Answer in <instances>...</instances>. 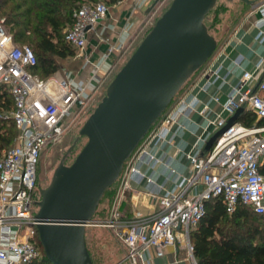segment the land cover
I'll return each instance as SVG.
<instances>
[{"label": "built area", "instance_id": "2783aa9c", "mask_svg": "<svg viewBox=\"0 0 264 264\" xmlns=\"http://www.w3.org/2000/svg\"><path fill=\"white\" fill-rule=\"evenodd\" d=\"M149 1L139 0V4ZM108 11L106 1L86 3L74 11L73 24L65 31V41L77 55L84 54L88 32ZM258 24L263 26L264 20ZM112 51L111 48L107 57ZM36 64L33 48L29 44L16 43L0 15V86L11 94L14 102L13 110L4 117L12 119L18 129L15 144L4 150L0 158V264H33L42 257L38 244V212L33 211V205L37 203L34 191L38 165L45 146L62 136L69 122L83 111L92 95L87 94V86H75L63 67L42 78L31 71ZM115 68L116 65H112L105 72L95 91L108 80ZM263 70L264 66L259 65L254 70L243 71L238 84L223 103L222 113L210 121L215 131L223 128L243 106L264 120V77L260 79ZM189 107L182 100L172 110L167 109L153 136L166 139ZM136 151L125 163L132 161L127 174L140 173L138 163L150 155L147 146L139 154ZM187 158L191 171L182 176L173 189L159 187L157 191H149L158 212L148 216L136 213L129 220L116 214L112 220L104 222L117 229L127 248L122 264H145L148 251L153 250L160 257L166 248H176L180 242L185 245L188 258L198 264L190 235L205 213L206 202L214 198L223 199L229 214L234 213L239 205H247L257 214L264 215V174L260 172L264 158V125L248 126L238 121L206 154L192 151ZM127 179L123 182V191L132 190Z\"/></svg>", "mask_w": 264, "mask_h": 264}, {"label": "water", "instance_id": "95a60500", "mask_svg": "<svg viewBox=\"0 0 264 264\" xmlns=\"http://www.w3.org/2000/svg\"><path fill=\"white\" fill-rule=\"evenodd\" d=\"M161 0H155L150 11ZM254 4L255 0H241ZM218 0H173L109 83L80 131L87 143L71 165L64 159L41 189L38 232L52 264H94L86 227L125 163L170 107L186 82L218 48L205 19ZM238 109L213 134L205 154L239 118Z\"/></svg>", "mask_w": 264, "mask_h": 264}, {"label": "crops", "instance_id": "0c3cea01", "mask_svg": "<svg viewBox=\"0 0 264 264\" xmlns=\"http://www.w3.org/2000/svg\"><path fill=\"white\" fill-rule=\"evenodd\" d=\"M152 1L142 5L139 0L109 3L107 15L87 34L84 54L76 53L62 61V67L69 72L75 86H87V94L91 95L112 65H116L114 73H117V67L147 27ZM260 20H264V0H255L232 35L217 48L202 76L184 93L182 100L190 107L179 117L167 138L151 137L146 145L150 155L138 163L140 173L125 176L132 187L124 191L131 193L132 214L124 220L134 218L136 213L148 216L158 212L149 191H157L159 187L173 189L181 177L191 171L187 154L192 151L205 154L207 141L217 132L210 121L222 113L223 103L243 71L264 66V25L258 24ZM111 48L113 51L107 57ZM263 77L264 70L260 79ZM141 201L144 209L140 208ZM144 263L194 264L182 242L176 248H166L160 257L153 250L148 251Z\"/></svg>", "mask_w": 264, "mask_h": 264}, {"label": "trees", "instance_id": "16d2710c", "mask_svg": "<svg viewBox=\"0 0 264 264\" xmlns=\"http://www.w3.org/2000/svg\"><path fill=\"white\" fill-rule=\"evenodd\" d=\"M99 1L111 4L119 0H0V15L14 41L20 45L29 42L33 48L37 64L31 71L47 78L60 69L57 59L76 55V50L65 41V31L73 24L74 11L83 4ZM242 3L247 7L252 5ZM13 105L11 94L0 86V158L18 136L15 122L4 117L13 110ZM239 122L248 126L264 125V120L247 109ZM260 172L264 174V158ZM190 238L198 264H264V215L257 214L250 206L239 205L229 214L222 198L207 201L205 213ZM38 244L43 255L33 264H52L44 254L39 237Z\"/></svg>", "mask_w": 264, "mask_h": 264}, {"label": "rangeland", "instance_id": "374dc122", "mask_svg": "<svg viewBox=\"0 0 264 264\" xmlns=\"http://www.w3.org/2000/svg\"><path fill=\"white\" fill-rule=\"evenodd\" d=\"M154 1L155 0L151 3L153 4ZM172 1L173 0H163L157 6L156 11L150 15L151 20H148L149 22L147 21L146 29L133 45L131 51H129L125 57L124 62L120 63L119 67H117V72L136 50L155 22L168 9ZM250 10L251 7L245 6L241 0H218L214 9L207 15L205 24L207 25L209 32L220 43H223L225 39L232 35L234 30L239 26L242 19L250 12ZM30 35L31 34H29V36ZM21 43L28 44L29 42ZM57 61L60 69H62L63 60L57 59ZM205 66L198 70L186 82L183 88L176 95L168 110H172L179 104L184 93L202 76L204 70L206 69ZM115 74L116 73L112 74L108 80L97 89V91L91 93L92 95L83 111L79 112L69 122L62 136L54 143L45 146L37 169V185L34 191L35 202L40 201L42 197L41 189L47 188L51 184L54 172L58 168L61 161L64 159L66 165H71L87 143V137L80 135V131L89 116L106 95L107 87ZM8 125L10 126L12 124L10 123ZM160 125L161 122L159 120L149 136L143 143H141L138 151H136V154H139L140 151L147 145ZM13 144H15V142ZM131 162L132 161L128 162L124 166L118 180L104 193L94 214V222L86 227L87 248L94 264H122L121 260L127 252L123 241L120 239L117 229L104 222L112 220L116 214H119L121 219H125L132 214V203L130 199L131 193L123 191V182ZM140 206L141 209L145 208L142 201L140 202ZM33 211H39L38 203L33 205Z\"/></svg>", "mask_w": 264, "mask_h": 264}]
</instances>
